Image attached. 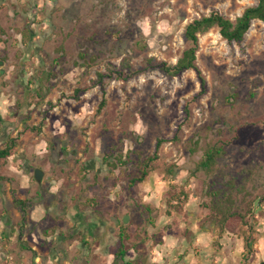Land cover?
<instances>
[{"label":"rangeland","instance_id":"374dc122","mask_svg":"<svg viewBox=\"0 0 264 264\" xmlns=\"http://www.w3.org/2000/svg\"><path fill=\"white\" fill-rule=\"evenodd\" d=\"M254 4L0 0L7 261L29 264L24 246L37 264H104L121 244L108 264H153L163 236L197 220L218 236L210 264H264V23L238 43L212 28L197 36L195 70H160L187 47V23L210 11L233 20ZM207 146L222 155L202 171Z\"/></svg>","mask_w":264,"mask_h":264},{"label":"trees","instance_id":"16d2710c","mask_svg":"<svg viewBox=\"0 0 264 264\" xmlns=\"http://www.w3.org/2000/svg\"><path fill=\"white\" fill-rule=\"evenodd\" d=\"M252 21H260L264 23V0H255V4L252 6H248L242 10L240 15L236 16L233 20H229L223 17L216 11H210L207 15L201 16L199 18L193 19L189 23H187L183 30V38L187 43V47L181 52L180 56L176 59L173 64H169L167 66H162L160 70L169 77H174L186 70H195L194 59L195 52L197 50V36L204 34L212 28L217 30L218 35L225 42L230 43H238L242 40L244 34L249 29ZM198 74V72H197ZM101 76V75H99ZM200 91L202 93L204 90V81L198 76ZM104 103V91H101V100L97 105V111L101 109ZM163 140L157 139L154 144V150L150 157L147 158V161L155 160L157 157V149ZM13 146V141L9 140L7 144L4 146L2 150H0V158L6 157L8 155V151ZM222 155V150L220 147L216 146H207L202 149V156L200 161L197 163L196 168L201 169L202 171H209L215 160ZM146 176V172L144 170L140 171L139 176L136 178V181L140 182ZM14 204L17 206H21L20 201H14ZM215 213V211H214ZM229 217V216H227ZM223 218V221L227 218ZM216 224L218 227H222L223 225L221 221L217 220V214L215 213ZM121 235H123V230L119 229ZM24 247V246H22ZM32 259L31 264L33 263L34 254L31 251ZM123 250L122 245H119V249L115 254V257L122 258Z\"/></svg>","mask_w":264,"mask_h":264},{"label":"crops","instance_id":"0c3cea01","mask_svg":"<svg viewBox=\"0 0 264 264\" xmlns=\"http://www.w3.org/2000/svg\"><path fill=\"white\" fill-rule=\"evenodd\" d=\"M185 228H188V230H185ZM182 229V232L176 237H171L167 234L163 236V244L157 247L158 252L155 253L157 256L155 257V261L153 259V264H175L176 262L177 264L212 263L210 259H207V256L205 257V255H207L206 253L210 254V252H214L213 244L218 238L217 234L213 233L215 227H212V229H199V225L197 224L196 220L193 224L187 223L183 226ZM20 248L23 252H33L32 249H27L22 246ZM116 253L117 251L115 252V254ZM5 254L6 251H1L0 248V264H14L6 260L9 259V257ZM22 254L23 256L21 257V261L24 262L26 255H24L25 253ZM115 254L108 255L107 258L104 257V264H108L111 260L116 261L117 258L120 260V257H115ZM122 257H124V253ZM147 260L149 261L150 258ZM37 261L38 258L34 256L33 263L37 264ZM29 264H31V260Z\"/></svg>","mask_w":264,"mask_h":264},{"label":"water","instance_id":"95a60500","mask_svg":"<svg viewBox=\"0 0 264 264\" xmlns=\"http://www.w3.org/2000/svg\"><path fill=\"white\" fill-rule=\"evenodd\" d=\"M33 178L34 180L39 181L41 178V173L38 170H35L33 173ZM260 264H263V263H260Z\"/></svg>","mask_w":264,"mask_h":264}]
</instances>
